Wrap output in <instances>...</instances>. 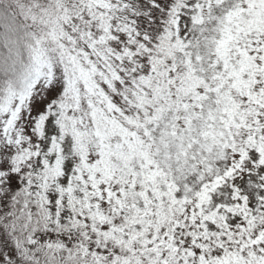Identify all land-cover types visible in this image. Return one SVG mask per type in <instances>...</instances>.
Returning a JSON list of instances; mask_svg holds the SVG:
<instances>
[{
	"label": "snow or ice",
	"instance_id": "snow-or-ice-1",
	"mask_svg": "<svg viewBox=\"0 0 264 264\" xmlns=\"http://www.w3.org/2000/svg\"><path fill=\"white\" fill-rule=\"evenodd\" d=\"M0 264H264V0H0Z\"/></svg>",
	"mask_w": 264,
	"mask_h": 264
}]
</instances>
